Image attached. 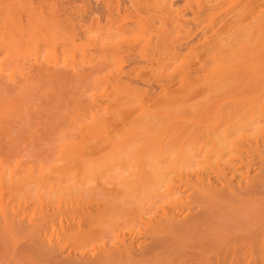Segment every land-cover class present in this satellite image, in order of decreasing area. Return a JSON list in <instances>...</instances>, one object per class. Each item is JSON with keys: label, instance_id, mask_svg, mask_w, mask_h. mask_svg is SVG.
<instances>
[{"label": "bare ground", "instance_id": "6f19581e", "mask_svg": "<svg viewBox=\"0 0 264 264\" xmlns=\"http://www.w3.org/2000/svg\"><path fill=\"white\" fill-rule=\"evenodd\" d=\"M15 1L17 2V0ZM15 1L14 3H16ZM159 1L161 3L162 0ZM165 1L166 0H163L162 4H164ZM210 1H214V4L212 2V6L211 2L208 1V3L206 0L204 1V3L207 2L209 8H205L206 10L204 13H200L202 14L201 17L195 11L196 16L194 17H197V19L194 17V20L191 19L194 24L191 20V22H189L186 17L184 18L176 9L177 12L174 11L176 7H171V1L167 0L163 5L166 15V17L163 15L164 18L171 20L169 25L172 27L177 26L176 28H178V30L176 29V34L178 32H180V34H177L176 40H179L178 42H176V40L173 41L170 37L168 41H166L167 39H163V41L167 43L161 41L164 43V45L162 44L163 52L161 53V68L163 69L158 73L156 72L162 81L161 92H157L159 95L151 97L149 95V97H147V93L145 94L144 91V93H140L142 90L140 91L138 89L140 91L138 93L135 91L137 88L135 90H133L134 88L131 90L127 89V84L125 91H123V89L126 86L123 88L120 87L121 85H118V87L114 86L116 87L115 91L119 87L122 90L120 91L119 89V91L116 92L121 93V95L119 94L120 98H110L112 95L114 96V94L111 93L108 99L109 102H106L107 105L105 103V107H103L104 104L101 105V112L100 110L97 112L94 110V113L89 111L92 114L88 113L90 114L89 119L87 118L89 122L87 125L85 124L87 127L83 126L86 130H84V128V131H81L84 132L82 140L72 142L73 139H71L72 141L68 139L71 134H65L66 136L64 135V137H66L68 141L63 140L61 143L57 141L60 144L57 147L54 145L55 148L58 149H56L57 151L55 150V155L50 153L52 155V160H50L48 164L38 163L39 159H41L39 158L36 163L41 165L36 172H34L33 169L36 165L35 162V165H31L33 166L32 168L28 167L29 169L27 171H25L26 169L23 170V167H21L22 165L19 166L22 162L13 164L15 160H11L9 164H7L8 162L5 163L8 161V155L13 149L12 147V149L10 148L11 150L8 149L12 141L9 145L8 142L12 137H6L8 141L5 139L1 141L3 145L7 143L5 145L6 147L3 146V148L4 150L6 148V152L9 154H7L8 158L5 155V159H0V264H264V0ZM9 2L12 1L10 0ZM26 2H28V0L21 2L23 3L22 5H24L22 7L25 8V5L28 6L30 4L27 3V5ZM18 4L19 3H17V6ZM148 4L150 3L148 2ZM40 5L42 4L40 3ZM138 5L140 4L138 3ZM12 6L10 5L11 8H13ZM76 6L79 7V5H75V7ZM149 6L150 5H148V7ZM28 7H30V5ZM5 8H7V6ZM15 8L16 7H14V10L12 9V13L16 11L15 15L13 14L12 17L16 16L18 13L16 9L19 8ZM156 9L158 8L156 7ZM1 10H3V8ZM28 10L26 7L25 13L26 11L28 13ZM30 10L32 11V9ZM116 10L117 9H115V11ZM120 10L122 9L120 8ZM9 12L8 14L10 16ZM82 12L83 11H81V13ZM32 13L34 12H31L29 15ZM50 13H52V11ZM151 13H153V11H151ZM155 13L157 12H154V14ZM179 13L183 20L186 19V22L190 23V26H187V24L185 25L186 22H181L183 26L181 25ZM44 14L45 11L43 15ZM47 14L44 16L47 17ZM67 15L68 14H66V17ZM138 15L140 14L138 13ZM7 16H5L6 19H8ZM48 17L54 19L55 15L54 17ZM149 17H151V15H149ZM5 18L2 17L4 20ZM68 18L71 19V17ZM12 19L13 18H11V20ZM48 19L45 20L47 24ZM73 19H75V17ZM118 19L120 20V17ZM161 19H163V17ZM34 20L35 19H33L32 22H34ZM71 20H67V23H71ZM106 20H108V22L110 21L109 19ZM135 20L137 19L135 18ZM160 20L158 22L156 21V25ZM92 21L94 22V20ZM132 22L135 21L132 19ZM161 22H164V19ZM172 22H175L176 25ZM4 24H6V22H4ZM7 24H9V22ZM14 24L12 25L13 30L15 29L13 27L16 26V24L15 26ZM74 24H76V22ZM103 24L102 27H104ZM138 25H135V27H138ZM6 26L7 25H5V27ZM44 26L43 30L47 32L49 29L46 30V27L44 29ZM83 26L81 27L83 28ZM25 27L29 29L28 26ZM50 27L51 30L48 32H54L52 26ZM97 27L94 28L97 29ZM143 27L144 26L141 27V30H143ZM158 27L156 28L158 29ZM20 28L21 26L18 28V32ZM192 28H194V31L199 30L196 32H200L201 34H198V38L190 44L186 43L187 46L184 51H181V47L179 48L178 46L184 43V41L182 43V40H185L184 36L190 35V33H186L192 32ZM7 29H11V27L8 26L4 32L7 31ZM21 29L23 31L24 28ZM25 29L23 32L26 31ZM122 29L124 30L126 28L123 27ZM161 29L162 27L158 30ZM168 29L166 28V30ZM170 29L168 32L173 30ZM54 30H56V27ZM84 30L86 31L87 29ZM162 30H164V28ZM166 30H164V32H166ZM185 30L186 32H184ZM102 31L103 30L100 32L103 33ZM106 31L108 33L109 30ZM131 31L134 32V30ZM139 31H137L138 34H140ZM181 31L185 34H182ZM9 32L11 33V31ZM30 32L32 33L31 29ZM89 32H87L88 39L90 37L89 34L95 31ZM129 32L126 31V33ZM133 32L132 34H135ZM157 32L158 31H156V33ZM27 33L29 34V32ZM116 33H118V31ZM38 34L36 32V35ZM46 34L48 35V33ZM46 34L44 37H47ZM103 34L106 35V33ZM141 34H143V32ZM39 35H42V33ZM86 35L85 33V36ZM98 35L99 34L96 36ZM120 35L119 37H115L116 41L122 37V35L121 37ZM126 35L130 36L131 34ZM182 35L183 37H181ZM32 36H34V38ZM32 36L31 39L29 37L25 42L33 43L34 41L32 38H38L35 36V33H32ZM58 36L59 35H57V37ZM157 36L159 37V35ZM174 36L175 34L173 33V38ZM5 37L9 39L11 36ZM41 37L38 39L40 40ZM117 37L118 39H116ZM11 38L8 41H11ZM51 38L52 37L48 40L50 41ZM181 38L183 39L181 40ZM88 39L86 40L89 41ZM98 39H93L91 47L94 45L101 49H106V51L104 50V54L107 57L109 55H115L118 52L116 49L118 46L117 44L115 46L116 42H114V38L112 41L109 37L111 40L110 42H114V45L110 43L109 46V41L108 43L106 40V43L103 41V43H99ZM134 39L136 38L134 37ZM16 40L18 41L17 38ZM48 40L46 41L49 42ZM120 40L122 41V39ZM52 41L53 39L50 42L52 43ZM58 41L61 40L58 38ZM65 42L67 43V41ZM15 43L16 41H14V43L11 41L9 44L11 45V49ZM35 43H33L35 46L32 44L31 48L34 49L36 47ZM123 43L126 44L124 41ZM17 44H19L20 47L24 45V43L20 45L19 42H17ZM17 44H15V48L13 47L14 49H12V51L16 50L15 53L13 52V55H19L21 53L20 51H22L19 50V46V48L16 49ZM40 44L42 45V42H40ZM43 44L45 45L46 43ZM186 44L184 43L182 45V49ZM9 45L8 48H10ZM50 45L52 46V44ZM1 46L2 45H0V47ZM48 46L49 45L45 47ZM120 46H122V44ZM128 46L129 45H127V47ZM131 46L133 45L131 44ZM147 46L150 47V45ZM28 47L30 46L27 44V48L23 50L26 51L27 49L28 51ZM67 47H69V45ZM39 48L43 49L44 47L41 48L38 46V49ZM49 48L46 50H49ZM0 49L2 52V49L5 48ZM11 49L9 50L11 58L6 49V53L4 54H8V56H0V86H10L11 91L14 89L16 91L14 93L16 94L14 95L15 98L10 96V100L6 98L9 95H5L6 97L4 98L2 96L3 99L0 102V122L2 120L5 122L6 120L12 121V119H15L16 117L13 118V116L17 113V110H20L18 109L20 106L19 103L23 100L24 103L25 101L28 103L34 100L32 98V100L29 99L30 101H27V95L29 92L31 93V90L29 91V88L23 85L24 81L33 78L35 73V75L50 73V75L53 74L52 76L54 77L57 73V69L60 70L61 67H63L62 64L60 67H57L60 64L59 62V64L57 63L58 58L54 55L56 60H53L54 57L52 59L53 55H51L53 53H49L46 50H44L43 53L46 52L50 55L48 54L47 56L45 54L44 56L41 52L43 60H40L41 55H38V53L37 55L39 57L37 56L35 58V56H31L34 60L30 61H28V59L31 58L29 56L31 53L28 51L26 54L25 51H22L26 54V56L23 55L22 57L25 56L24 60H27L22 62L20 61V56V59H18V56H16L17 58L15 57L16 59L13 57ZM52 49L54 50V47ZM69 49L71 48L69 47ZM17 50H19V54H16L18 53ZM35 50H33V52ZM160 50L162 51V49H159V51ZM74 52L76 53V51ZM79 52L81 53L82 51ZM89 52H87L88 55L90 54ZM62 53L63 59H65L64 52L62 51ZM67 53L69 52L67 51ZM126 53H128V50ZM133 53L135 52L133 51ZM138 53H140V51H138L137 54ZM32 55H34V53H32ZM71 55L73 56V54ZM150 55L148 56L150 57ZM49 56L51 57L50 59L48 58ZM56 56L58 55L56 54ZM77 57H79V55ZM112 57L113 56L109 59L114 61L113 59L115 58ZM89 58L91 59L92 57L89 56ZM94 60L95 59H93L92 62L93 64L98 62L97 60L94 62ZM112 61L111 63L113 65L116 60L114 62ZM98 63H100V61ZM111 63L109 62L108 64ZM145 63L142 64L145 65ZM197 64L199 65L198 67L195 66ZM72 66L73 65L70 66V69L73 71L74 67L72 68ZM79 66L81 65L79 64ZM117 66L119 68V62ZM137 66L133 68L135 69ZM139 66L141 65L139 64ZM143 67L142 70H144ZM110 68L113 69L114 66ZM116 68L117 67H115V69ZM137 69L140 70V67ZM110 72H112L111 69ZM116 72V77H119L118 73L120 72L118 69ZM107 76L110 77L109 74ZM36 77H34L35 80H37ZM114 77L112 76V78ZM47 79L49 78L45 80ZM76 79L78 80V78ZM115 81L119 80L115 78ZM42 82H44V80L41 81V83ZM50 82L51 79L49 83ZM64 83L65 82H63V85ZM115 83L117 84V82ZM44 85L45 87L47 86L46 84ZM96 86L99 85L96 84ZM100 86L103 87L104 85ZM157 89L159 90V88ZM65 91H67V89ZM102 91L103 90L99 92L104 93ZM33 92L34 91H32V93ZM40 92L36 93H39V97L41 98ZM99 92H97L96 95H98ZM157 93L155 90V94ZM105 94L106 95L101 94L104 95L103 98L105 96L107 98L108 93H106V91ZM96 95H92V97L95 99ZM40 98L39 100L43 101V99ZM49 98L50 97H48V99ZM5 99H8V101ZM90 99L91 98H89V100ZM35 100L37 102V99ZM102 101L104 100H101V102ZM89 102L91 103V101ZM33 103L35 104V102ZM40 103L42 105L41 101ZM79 103L81 102L78 101V104ZM99 104L102 103H98V105ZM28 105L27 107L24 105L26 109ZM38 105L34 107H40V110L45 106L42 105L41 108V105ZM21 106H23V103ZM29 108L33 110L32 107ZM50 108L47 106L46 109L50 110ZM89 108L91 107H88L87 110H89ZM97 108L99 107L97 106ZM23 110L22 108V111ZM64 110L67 109L65 108ZM85 110L80 109L81 112ZM76 112H78L77 108ZM87 112L88 111H86V116ZM46 114L49 113L46 112ZM36 115L39 117V114ZM59 117L61 118V116ZM82 120L83 122L88 121ZM3 121L0 125L2 123L5 124ZM50 121L51 119L49 120V124ZM60 121L61 120H59V122ZM74 122H81V120H75ZM11 123L12 122L9 124ZM65 123H67V121ZM76 124L78 126V123ZM2 125L0 128L2 127L4 129L6 127L5 132L2 130V132H4L3 135H5V133L8 135L7 126ZM53 126L55 127L54 124ZM63 127L62 130L65 129H63ZM77 128H79V126ZM70 130H72V128ZM79 131L80 129H78V132ZM57 133L60 137L59 134L61 132L58 131ZM12 139L14 140V138ZM12 143H14L13 145L17 148V142L13 141ZM13 150H15V148ZM42 152L40 154H42ZM19 167L24 172H20L21 169H19Z\"/></svg>", "mask_w": 264, "mask_h": 264}, {"label": "rangeland", "instance_id": "374dc122", "mask_svg": "<svg viewBox=\"0 0 264 264\" xmlns=\"http://www.w3.org/2000/svg\"><path fill=\"white\" fill-rule=\"evenodd\" d=\"M5 1V2H4ZM10 0H0V38H1V43H0V45H2L0 48H5L6 50H8V54H9V50L11 49V45H9L10 43H11V41H13V43H14V41H16V43L15 44H17V42H19L20 43V45L21 44H23L24 43V45H22V47H20L19 46V44H17L16 45V49L17 48H19V50H22V51H25V50H23V49H25V48H27V44H28V46H30V47H28L29 49H28V51H29V53H31L29 56L31 57V56H35V58L38 56V55H41V52H42V54H44V56H45V54L48 56V54L49 53H53V54H51V55H53L52 56V59H53V57H54V55H55V57H57L58 59H57V63L59 64L57 67H60L61 66V64L63 65V67H61V69L59 70V69H57V73H56V75H54V77L52 76V75H50V73L49 74H41V75H35L34 74V76H33V78L34 77H36L37 78V80H35V78H34V81H33V78H31L30 80H26V81H24L23 82V85H25L27 88H29V91L31 90V93L29 92V94L27 95V101H30V100H32V98L35 100V99H37V102H36V100L34 101V100H32L33 102H35V104L32 102V101H30V102H26L25 101V103L22 101V102H20L19 104H20V106H19V108L18 109H20V110H17V113L13 116V118H15V119H12V121L10 120H6V121H8L9 123L10 122H12L11 124H9L8 122H4L3 120V122L5 123V124H3V125H5V126H7V133H8V135H6V133H5V135H3L4 134V132L6 131V127L3 129L2 127V129L0 128V131L2 132V130L4 131V132H0V159H5V155H6V157H7V154H9V153H7L6 152V148H5V150H4V148H3V146L4 147H6L5 145L7 144L5 141V143L6 144H4L3 145V142H2V144H1V141H3L4 139L5 140H7L8 141V138L11 136L12 138H14V140L11 138V140L8 142V145H9V143L12 141H15V142H17V148L13 145L14 143H12L11 142V144L9 145V148H8V146H7V148L8 149H10L11 147L14 149L15 148V150H13L12 148V152L8 155L9 156V158L7 159L8 161H6L5 162V160H4V162L5 163H7V164H9V161H11V160H15L14 162H13V164L14 163H20V162H22L21 164H19V166H21V167H23V170L24 169H26L25 171H27L29 168L28 167H30V168H32L35 164V166L33 167V169H34V172H36L37 171V169L39 168V166L41 165V164H48L49 162H50V160H52V155H55V153H56V149H58V148H55V146L57 147L60 143H61V141H68V139L69 140H71V139H73V141L72 142H78V141H81L82 140V138H83V133L84 132H81V131H84V130H86V128L85 127H83V126H86L87 124H88V122H89V115L90 114H92V113H94V110H96L95 112H97L98 110H102V106L101 105H103L104 103L107 105V103L109 102L108 101V99H109V97L111 96V93H113L114 94V96L112 95L110 98H112L113 97V99H114V97H115V99H117V98H120V95H121V93H116L117 91H119V89H120V87H125L126 86V84H127V86H128V88H127V86L123 89V91H125L126 90V88L127 89H129V90H131V89H133V90H135L136 88V90L135 91H137L138 93L140 92V93H144L145 92V94L147 93V97H149V95H150V97L151 96H154V95H159V93L161 92V85H162V81L160 80V77H158L159 75H157V73L158 72H160L163 68H161L162 67V57H161V53L163 52V45H164V43H162L161 41H163V39L165 40V39H167L166 41H168L169 39V37L174 41V40H176L177 39V34L179 33L180 34V32H178L177 34H176V32H177V30H178V28H176L175 26L174 27H172L171 25H169L170 24V22H171V20H169V19H165L164 18V16L163 15H165V10L163 9L164 7H163V5L165 4V2L167 1H165L164 2V4H162V1H161V3H160V1L159 0H48V2H47V0H28V2H26V4L28 3H30L29 5H30V7H28V6H26L25 5V8L24 7H22V6H24V5H22L23 3H21V2H24L25 0H17V2L16 3H14V1L13 0H11L12 2H9ZM27 1V0H26ZM30 1V2H29ZM90 1H91V4H90ZM123 1V2H122ZM136 3H135V2ZM150 1H152V2H150ZM157 1H159V2H157ZM169 1H171L170 2V4H171V7L172 8H174V7H176V8H174V11H179L182 15H183V17L185 18L186 17V19H188L189 20V22H191L192 20L191 19H193V17L194 16H196V12H197V14H199V16L201 17L202 16V14H200V13H204V11L207 9V8H209V5L207 4V2L209 1V2H211V6L214 4V1H210V0H206L207 2H205L204 3V1L205 0H169ZM184 1H186V2H184ZM203 1V2H202ZM143 2V3H142ZM148 2L150 3V4H148ZM195 4H194V3ZM200 2V3H199ZM208 2V3H209ZM212 2H213V4H212ZM8 3H9V5H8ZM14 3V4H13ZM17 3H19L18 4V6H17ZM40 3L42 4V5H40ZM134 3V4H133ZM138 3L142 6V5H144V6H140V5H138ZM157 3V4H156ZM168 3V2H167ZM182 3V4H181ZM186 3V4H185ZM191 3V4H190ZM5 4H6V6H7V8H5L6 6H5ZM25 4V3H24ZM131 6H130V5ZM133 4V5H132ZM152 4V5H151ZM156 4V5H155ZM162 4V5H161ZM173 4V5H172ZM203 4V5H202ZM207 4V5H206ZM10 5L13 7V8H11L10 7ZM15 5V6H14ZM49 7H48V6ZM75 5H79V7L78 6H76L75 7ZM81 5V6H80ZM117 5H118V7H117ZM137 5V6H136ZM148 5H150L149 7H148ZM161 5V6H160ZM181 5V6H180ZM191 5V6H190ZM10 7V9H9V7ZM50 6H51V9H50ZM72 6H73V9H72ZM116 6V7H115ZM138 6H140V7H138ZM207 6V7H206ZM14 7H16V8H19V9H16L17 10V15L16 16H14L15 17V19H14V17H12V15L14 14L15 15V12L16 11H13L14 13H12V9L14 10ZM22 7V8H21ZM26 7H27V10H28V13H27V11H26V13H25V10H26ZM75 7V8H74ZM122 9V10H120V8ZM130 7H131V9H130ZM134 7V8H133ZM145 7V8H144ZM146 7H147V9H146ZM156 7L158 8V9H156ZM161 7V8H160ZM179 7V8H178ZM3 8V10H1ZM21 8V9H20ZM45 8H46V10H45ZM48 8H49V10H48ZM53 8V9H52ZM55 8V9H54ZM71 8V9H70ZM136 8V9H135ZM183 8V9H182ZM188 8V9H187ZM196 8V9H195ZM206 8V9H205ZM7 9V10H6ZM23 9H24V12H23ZM30 9H32V11L30 10ZM84 9V10H83ZM115 9H117L116 11H115ZM124 9V10H123ZM146 9V10H145ZM150 9V10H149ZM153 9H156V10H153ZM176 9V10H175ZM182 9V10H181ZM186 9V10H185ZM191 9V10H190ZM201 9H203V10H201ZM19 10V11H18ZM22 10V11H21ZM69 10H70V12H69ZM78 10V11H77ZM86 10V11H85ZM127 10H129V11H127ZM148 10V11H147ZM184 10H185V12H184ZM193 10V11H192ZM4 11V12H3ZM7 12V14H6V12ZM9 11H11V12H9ZM44 13V11H45V14L44 15H46L47 13V17H45L44 15H43V13ZM52 11V13H50ZM80 11V12H79ZM81 11H83L84 12V14H83V12L81 13ZM127 11V12H126ZM132 11V12H131ZM146 11V12H145ZM151 11H153V13H151ZM161 11H163V12H161ZM176 11V12H177ZM196 11V12H195ZM3 12V13H2ZM8 12L10 13V16H9V14H8ZM31 12H34V13H32L31 15H29ZM116 14H115V13ZM137 12V13H136ZM154 12H157V13H155L154 14ZM162 14H161V13ZM194 12V13H193ZM4 13H5V15H4ZM49 13H50V15H49ZM81 13V14H80ZM109 13V14H108ZM112 13V14H111ZM138 13L140 14V15H138ZM149 13V14H148ZM179 13V14H180ZM187 13V14H186ZM51 14H52V16H51ZM66 14H68L67 15V17H66ZM70 14V15H69ZM78 14V15H77ZM124 14V15H123ZM135 14H136V16H135ZM148 14V15H147ZM158 14V15H157ZM181 14H180V17H181ZM193 14V15H192ZM8 15V16H7ZM54 15H55V17H54ZM77 15V16H76ZM82 15V16H81ZM115 15V16H114ZM147 15V16H146ZM149 15H151V17L153 18H151V17H149ZM155 15V16H154ZM157 15V16H156ZM185 15V16H184ZM191 15H192V17H191ZM5 16H7V18L8 19H6L5 18ZM32 16V17H31ZM36 16V17H35ZM43 16H44V18H46V19H44L43 18ZM48 16H50V17H54V19L52 18V19H50ZM121 16H122V18H121ZM139 16V17H138ZM141 16V17H140ZM154 16V17H153ZM163 17V19H164V22H161V21H163V19H161L162 17ZM198 16V15H197ZM2 17L3 18H5V20L4 19H2ZM17 17V18H16ZM40 17V18H39ZM68 17H71V19H73L74 17H75V19H73V20H71L70 18H68ZM81 17V18H80ZM109 17V18H108ZM115 17V18H114ZM120 17V20L118 19ZM129 17V18H128ZM144 17H146V18H144ZM165 17H166V15H165ZM11 18H13L12 20H11ZM30 18V19H29ZM31 18H33V19H35L34 20V22H32L33 21V19H31ZM37 18V19H36ZM49 18V19H48ZM77 18H78V20H77ZM113 18H114V20H113ZM135 18L137 19V20H135ZM142 20V18H143V20L141 21L140 19ZM150 18V19H149ZM158 18V19H157ZM194 18H196L197 19V17H194ZM1 19H2V21H1ZM11 21H10V20ZM39 19V20H38ZM48 19V24H47V22L45 21V20H47ZM64 19V20H63ZM106 19H109L110 21L108 22V20H106ZM115 19H118V20H115ZM132 19L136 22H132ZM161 19V20H160ZM186 19H182V17L179 19L180 20V23L181 22H186ZM195 19V20H196ZM16 20V21H15ZM17 20H18V22H17ZM50 20V21H49ZM67 20L69 21V20H71V23L70 22H68L67 23ZM75 20V21H74ZM90 20H91V22H90ZM92 20H94V22L92 21ZM106 21V23H105V21ZM125 20V21H124ZM160 20V22L156 25V23L158 22ZM179 20H178V22H179ZM187 20V21H188ZM191 20V21H190ZM194 20V19H193ZM198 20H199V18H198ZM35 21H36V24H35ZM44 21V22H43ZM78 21V22H77ZM147 21V22H146ZM157 21V22H156ZM2 22H3V25H2ZM4 22H6V24H4ZM9 22V24H7ZM16 24V22H17V24H16V26H15V24ZM43 23V24H40V23ZM49 22H51V23H49ZM76 22V24H74ZM117 22H119V23H117ZM128 22V23H127ZM130 22V23H129ZM145 22V23H144ZM189 22H186L185 23V25L187 24V26H190V23ZM30 23V24H29ZM35 24V27H34V24ZM44 23H45V26H44ZM65 23V24H64ZM77 23H78V26H77ZM89 23V24H88ZM92 23V24H91ZM104 23V24H103ZM110 25H109V24ZM115 23V24H114ZM121 23V24H120ZM139 25H138V24ZM141 23V24H140ZM142 23H144V24H142ZM149 23V24H148ZM162 23V24H161ZM167 23V24H166ZM172 23H174L175 25H176V23L175 22H172ZM171 23V24H172ZM192 23L194 24V22L192 21ZM14 24V26L15 27H13V28H15L14 30L12 29V25ZM29 24V25H28ZM38 24V25H37ZM40 24V25H39ZM68 24V25H67ZM70 24H72V25H70ZM87 24V25H86ZM97 24V25H96ZM102 24H103V26L104 27H102ZM105 24H107V25H105ZM117 24H120V25H117ZM125 24V25H124ZM131 24V25H130ZM138 25V27L136 26L135 27V25ZM159 24H160V26H159ZM164 24H166L165 26H162V25H164ZM179 24V23H178ZM5 25H7L6 27H5ZM31 25V26H30ZM33 25V26H32ZM49 25V26H48ZM54 25V26H53ZM79 25H80V27H79ZM83 25H85V26H83ZM92 25H95V26H92ZM99 25H100V27H99ZM115 25H117V26H115ZM129 25V26H128ZM146 25V26H145ZM149 25V26H148ZM173 25V24H172ZM180 25V24H179ZM181 25L183 26V24L181 23ZM180 25V26H181ZM11 27V29H7V31H5L4 32V30H6V28L7 27ZM21 26V28H26L25 30L27 31V32H29V34L25 31V32H23L24 31V29H23V31H22V29L20 28V30H19V32H18V28ZM25 26H28V28L29 29H27V27H25ZM30 26V27H29ZM36 26H37V28H36ZM39 26H41V27H39ZM43 26H44V29H45V27H46V30L47 29H49L48 31H50L51 29V27L50 26H52V30L54 31V32H45V30H43ZM48 26V27H47ZM81 26H83V28L81 27ZM91 26V27H90ZM98 26V27H97ZM112 26H114V27H112ZM129 27V28H127V27ZM142 26H144L143 27V30H141L142 28L141 27ZM153 26V27H152ZM159 26V27H158ZM5 27V28H4ZM32 27V28H31ZM53 27H54V29H55V27H56V30H54L53 29ZM62 27V28H61ZM70 27V28H69ZM79 27V28H78ZM97 27V29H95V28ZM112 28V30H111V28ZM116 27V28H115ZM118 27V28H117ZM126 28V29H122V28ZM132 27V28H131ZM156 27H158V29H160V27H162V29L164 28V30H166V28L168 29V27H169V29L170 30H172V31H170V32H168V30H166V32H164V30H162V32H161V30H158ZM191 27H192V25H191ZM4 28V29H3ZM17 28V29H16ZM41 28V29H40ZM71 28H73V29H71ZM75 28V29H74ZM91 28V29H90ZM102 28H107L106 30H109L108 31V33H107V31L105 30V29H102ZM115 28V29H114ZM136 28H138V29H136ZM145 28V29H144ZM150 28V29H149ZM180 28V27H179ZM186 28H188V27H186ZM194 28H195V26H194ZM194 28H192V32H187L186 34H188V33H190V35L188 34V35H185L184 36V39L185 40H182L183 38H181V40H182V43H183V41H184V43L186 44V43H191V42H193L194 40H196L197 38H198V34H201L200 32H196V31H199V30H196V31H194L193 29ZM30 29H31V31H32V33L34 34L35 33V36H37L38 38L39 37H41L40 38V40L41 39H44V38H46V39H44V40H42V41H40L38 38H36V39H33L34 38V36H32V33L30 32ZM37 29V30H36ZM61 29V30H60ZM84 29H87L86 31L87 32H89L90 30L91 31H95V32H89L90 34H89V39H88V33L84 30ZM90 29V30H89ZM99 29V30H98ZM116 29H117V31H118V33H116L117 31H116ZM136 29V30H135ZM151 29H152V31H151ZM177 29V30H176ZM11 31V33L9 32V31ZM34 30H35V32H34ZM62 30H63V32L65 33H63L62 32ZM64 30H66V31H64ZM89 30V31H88ZM98 30V31H97ZM101 30H103L102 32L103 33H106V35L105 34H103V33H101L100 31ZM114 30V31H113ZM131 30H134V32L133 31H131ZM140 30V31H139ZM158 31L157 33H156V31ZM176 30V31H175ZM187 30V29H186ZM186 30L184 31V32H186ZM190 30H191V28H190ZM14 31V32H13ZM43 31V32H42ZM57 31H58V33H60V34H58L57 33ZM97 31V32H96ZM126 31L127 32H129V33H126ZM137 31H139V33L141 34L142 32H143V34H138V32ZM151 33H150V32ZM154 31H155V33H154ZM174 31V32H173ZM188 31V30H187ZM7 32V33H6ZM23 32V33H22ZM36 32H37V34H38V32H39V34H41L42 33V35H36ZM70 32V33H69ZM120 32V33H119ZM132 32L133 33H135V34H132ZM172 32V33H171ZM182 32V31H181ZM184 32H182V34H185ZM12 33H13V35H12ZM21 33V34H20ZM26 33V34H25ZM43 33H48V35H47V37H44V35L45 34H43ZM50 33H51V35H50ZM53 33H55V34H53ZM85 33L87 34L86 36H85ZM161 33V34H160ZM163 33V34H162ZM173 33L175 34V36H174V38H173ZM191 33H193V34H191ZM6 34V35H5ZM59 35L58 37H57V35ZM63 34H64V36H63ZM70 34V35H69ZM97 34H99L98 36H96ZM102 34V35H101ZM109 34H111V35H109V37H110V39L113 41V38H114V40H115V37L116 36H118L119 37V35L121 34L122 35V37H124V38H122L121 37V35H120V39H122V41L120 40V39H118V37L116 38V39H118L117 41L115 40L114 42H116L115 43V46H116V44H117V46L118 47H116V49L118 50V52L115 54V55H111V56H113L112 58H115V59H113L114 61H115V63H113V65H112V63H111V61H112V59H109L110 57L108 56H105V51H106V49H101V48H99V47H96V46H92L91 47V45H92V43H93V39H98V42L99 43H101L102 41L104 42V43H106V41H107V43H108V41H109V44H108V46L110 45V43H112L113 45H114V42H110L111 40L109 39V37H108V35ZM126 34H131L129 37L126 35ZM146 34V35H145ZM148 34H150V35H148ZM153 34V35H152ZM156 34V35H155ZM172 34V35H171ZM25 35V36H24ZM26 35H27V37H26ZM49 35H50V37H52L51 39H50V41L53 39V41H52V43L48 40L50 37H49ZM67 35V36H66ZM115 35V36H114ZM132 35H133V37H132ZM140 35V36H139ZM157 35H159V37L157 36ZM195 35H196V37H195ZM5 36H7V37H10L11 38V41H8V40H10V38L9 39H7ZM20 36V37H19ZM31 36L33 37L32 38V40L34 41L33 43H35L36 44V50H35V48L33 49V48H31L32 47V42H29V43H27V42H25L26 41V39L28 40L29 39V37H30V39H31ZM100 36V37H99ZM103 36V37H102ZM106 36V37H105ZM187 36V37H186ZM15 37V38H14ZM67 37H69V38H67ZM108 37V38H107ZM134 37L136 38V39H134ZM141 37V38H140ZM158 39H157V38ZM181 37H183V35L181 36ZM191 37V38H190ZM194 37V38H193ZM16 38L18 39V41L16 40ZM57 38V39H56ZM58 38L61 40V41H58ZM91 38V39H90ZM93 38V39H92ZM102 38V39H101ZM106 38V39H105ZM130 38V39H129ZM179 38V37H178ZM188 38H190V39H188ZM7 39V40H6ZM13 39H15V40H13ZM21 39V40H20ZM55 39V40H54ZM64 39H67V40H64ZM70 39H71V43H70ZM86 39H88L89 41H87ZM104 39V40H103ZM141 39H144V40H141ZM147 39H151V40H147ZM152 39H153V41H152ZM157 39V40H156ZM160 39V40H159ZM188 39V40H187ZM23 40V41H22ZM32 40H30V41H32ZM36 40V41H35ZM46 40H48L49 42H47ZM57 40V41H56ZM68 40H69V42H68ZM73 40V41H72ZM84 40V41H83ZM106 40V41H105ZM128 40V41H127ZM133 40V41H132ZM136 40H137V42H136ZM155 40V41H154ZM180 40V41H181ZM187 40V41H186ZM190 40V41H189ZM8 41V42H7ZM21 41H22V43H21ZM46 41V42H45ZM65 41H67V43L65 42ZM123 41L127 44V45H129L128 47H127V45L126 44H124L123 43ZM145 41H147V42H145ZM166 41H163V42H166ZM173 41H172V43H173ZM179 41V40H178ZM177 40H176V42H178ZM186 41V42H185ZM10 42V43H9ZM40 42H42V45L40 44ZM61 42V43H60ZM73 42V43H72ZM83 42V43H82ZM102 42V43H103ZM120 42H121V44H122V46H120L121 44H120ZM128 42V43H127ZM130 42H132V43H130ZM158 44H157V43ZM27 43V44H26ZM30 43H32V44H30ZM43 43H46L45 45L43 44ZM49 43V44H48ZM55 43H56V45H55ZM76 43V44H75ZM91 43V44H90ZM120 45H119V44ZM135 45H134V44ZM149 43V44H148ZM167 43V42H166ZM181 43V44H182ZM183 43V44H184ZM15 44H14V46H15ZM50 44H52V46L50 45ZM53 44H54V46H53ZM74 44V45H73ZM85 44V45H84ZM131 44L133 45V46H131ZM136 44H138V45H136ZM145 44V45H144ZM153 44H155V45H153ZM163 44V45H162ZM174 44H175V42H174ZM182 44V45H183ZM4 45V46H3ZM8 45H9V47L10 48H8ZM26 45V46H25ZM34 45V44H33ZM47 45H49L48 47H45V46H47ZM65 45H66V47H65ZM69 45V47L71 48V49H69V47H67ZM71 45V46H70ZM73 45V46H72ZM141 45V46H140ZM147 45H150V47L149 46H147ZM179 45V44H178ZM177 45V46H178ZM182 45L180 46H178L179 48H180V50L181 51H184V49H185V47L187 46V44L186 45H184V48L182 49ZM14 46H12V49H14L15 47ZM19 46V47H18ZM35 46V45H34ZM38 46H40L41 48L42 47H44L43 49H38ZM64 46V47H63ZM126 46V47H125ZM135 46H136V48H135ZM141 47V48H139V47ZM145 46H146V48H145ZM152 46H154V47H152ZM156 46H158V47H156ZM14 47V48H13ZM50 47V48H49ZM54 47V50L52 49V48ZM77 47V48H76ZM86 47V48H85ZM94 47V48H93ZM49 48V50H46V49H48ZM60 50H59V49ZM79 48V49H78ZM120 48V49H119ZM132 48V49H131ZM148 48V49H147ZM155 48V49H154ZM162 49V51L160 50L159 51V49ZM5 49H2V52H1V49H0V56H2V57H7L8 56V54L7 55H5L4 53H6V51H5ZM12 49H11V51H12ZM30 49H31V51H30ZM58 49V50H57ZM61 49H63V50H61ZM66 49V50H65ZM84 49V50H83ZM85 49H87V50H85ZM99 49H100V51H99ZM128 50V53H126L127 52V50ZM141 49H142V51H141ZM158 49V50H157ZM3 50H4V52H3ZM19 50H17L18 51V53H16V54H19L20 52L22 53H20L19 55H13L14 53H15V51L13 50L11 53H12V55H13V57L15 58L16 56H18V59H20L19 58V56L21 57V59H20V61H22V62H25V61H27L26 59L24 60V57L26 56V54L28 53V51H27V49H26V54H24L22 51H20L19 52ZM33 50H35L34 52H33ZM44 50H46V51H48L49 53H43L44 52ZM50 50H52V51H50ZM55 50H56V52H55ZM89 50H90V52H89ZM103 50V51H102ZM105 50V51H104ZM120 50V51H119ZM137 50V51H136ZM158 52H157V51ZM37 51H39V52H37ZM60 51H61V53H60ZM62 51L64 52V58L66 59H63V53H62ZM67 51L69 52V53H67ZM74 51H76V53L74 52ZM78 51V52H77ZM79 51H82L81 53L79 52ZM84 51V52H83ZM96 53H95V52ZM130 51V52H129ZM132 51V52H131ZM133 51L135 52V53H133ZM138 51H140V53H138L137 54V52ZM144 51V52H143ZM149 51V52H148ZM151 51V52H150ZM155 51V52H154ZM14 52V53H13ZM87 52H89L90 54L88 55L87 54ZM98 52V53H97ZM123 52V53H122ZM153 52V53H152ZM32 53H34V55H32ZM39 53V54H38ZM66 53V54H65ZM73 54V56L71 55V54ZM93 53V54H92ZM101 53H102V55H101ZM107 53V52H106ZM126 53V54H125ZM143 53V54H142ZM158 53H159V55H158ZM1 54H3V55H1ZM38 54V55H37ZM56 54L58 55V56H56ZM79 55V57H77L78 55ZM104 54V55H103ZM118 54H120V55H118ZM123 54H124V56H123ZM128 54V55H127ZM151 54V55H150ZM154 54V55H153ZM5 55V56H4ZM10 55V54H9ZM23 55H25L24 57H22ZM50 55V54H49ZM60 55H62V56H60ZM67 57H66V56ZM76 55V56H75ZM86 55V56H85ZM91 55H93V56H91ZM95 55H97V56H95ZM135 55H137V56H135ZM141 57H139V56ZM147 55V56H146ZM148 55H150V57L148 56ZM157 55V56H156ZM72 58H71V57ZM89 56L90 57H92L91 59L89 58ZM100 56H102V57H100ZM120 56V57H119ZM127 56V57H126ZM153 56V57H152ZM10 58H11V55L9 56ZM33 57H31V58H29L28 59V61H30V60H34L33 59ZM39 57V56H38ZM54 57V59L53 60H56V58ZM69 57V58H68ZM77 57V58H76ZM83 59H82V58ZM104 57H106V58H104ZM117 57V58H116ZM129 57V58H128ZM143 57V58H142ZM145 57V58H144ZM17 58V57H16ZM15 58V59H16ZM27 58H28V56H27ZM49 59L51 58L50 56L48 57ZM81 58V59H80ZM87 58V59H86ZM89 58V59H88ZM99 58V59H98ZM101 58V59H100ZM152 60H151V59ZM156 60H155V59ZM160 58V59H159ZM51 59V60H52ZM74 59V60H73ZM79 59V60H78ZM93 59H95L94 60V62L97 60L98 62L100 61V63H98V62H95V64H93L92 62H93ZM108 59H109V61H108ZM143 59V60H142ZM148 59V60H147ZM155 61H154V60ZM40 60H43V55H41V59ZM82 60V61H81ZM103 60V61H102ZM106 62H105V61ZM139 60V61H138ZM68 61V62H67ZM74 61V62H73ZM77 61H79V62H77ZM114 61H112V62H114ZM126 61V62H125ZM142 61V62H141ZM144 61V62H143ZM147 61V62H146ZM153 61V62H152ZM158 61V62H157ZM101 62H103V63H101ZM111 63V64H108V63ZM119 62V68H118V66H117V63ZM146 62V63H145ZM150 62V63H149ZM76 63V64H75ZM82 63V64H81ZM98 63V64H97ZM105 63V64H104ZM123 63H125V64H123ZM142 63H145V65L144 64H142ZM79 64L81 65V66H79ZM104 64V65H103ZM114 64H116V65H114ZM137 64H138V66H139V64L141 65V66H139L140 67V70L139 69H137V68H139L138 66H137ZM148 64V65H147ZM71 65H73L72 66V68H73V71H72V69H70L71 67ZM133 65V66H132ZM149 65H150V67H149ZM155 65V66H154ZM114 66V68L113 69H115V67H117L115 70H113L112 68H110V67H113ZM135 66H137L135 69L133 68V67H135ZM144 66V67H143ZM157 66V67H156ZM196 67H198L199 65L197 64V65H195ZM194 66V67H195ZM65 67H66V69H65ZM81 67V68H80ZM96 67V68H95ZM120 67H121V69H120ZM142 67H143V69L144 70H142ZM147 67V68H146ZM156 67V68H155ZM63 68V69H62ZM92 69V70H91ZM95 69V70H94ZM104 69V70H103ZM110 69H111V71L112 72H110ZM118 69V71L120 72V73H118L119 75V77H116V75L117 74H115V73H117L116 72V70ZM124 69V70H123ZM131 69H133V70H131ZM150 69V70H149ZM62 70V71H61ZM79 70V71H78ZM105 70H108V71H105ZM135 70V71H134ZM146 70V71H145ZM152 70V71H151ZM155 70V71H154ZM198 70V69H197ZM134 71V72H133ZM149 71H151V72H149ZM67 72V73H66ZM73 72V73H72ZM105 74H103V73ZM109 72V73H108ZM157 72V73H156ZM65 73V74H64ZM69 73V74H68ZM111 73H112V76L114 77V75H115V77L114 78H112V76H111ZM138 73V74H137ZM150 73V74H149ZM58 74H59V76H58ZM61 74H62V76L63 75H65V76H61ZM71 74V75H70ZM96 74V75H95ZM102 75V76H100V75ZM110 75V77H108L107 75ZM154 76H153V75ZM161 74V73H160ZM44 75V76H43ZM48 75H49V77H48ZM73 75V76H72ZM77 75V76H76ZM150 75V76H149ZM156 75V76H155ZM193 75H194V73H193ZM38 76H41V77H38ZM47 76V77H46ZM53 77V78H51V77ZM86 76H88V77H86ZM153 76V77H152ZM161 76V75H160ZM82 79H81V78ZM91 77H93V78H91ZM101 77V78H100ZM104 79H103V78ZM106 77H107V79H106ZM122 77V78H121ZM124 77V78H123ZM46 78H49V79H47V80H45ZM71 78V79H70ZM76 78H78V82L75 80ZM97 78H98V81H97ZM115 78L117 79V80H119V81H115ZM119 78V79H118ZM155 78V79H154ZM157 78V79H156ZM161 78H163V77H161ZM50 79H51V82L49 83V81H50ZM53 79H54V81H53ZM62 79V80H61ZM89 79H93L92 81L91 80H89ZM101 79V80H100ZM108 79H110V80H108ZM121 79V80H120ZM44 80V82H42L41 83V81H43ZM113 80V81H112ZM123 80V81H122ZM126 80V81H125ZM129 80V81H128ZM156 80V81H155ZM61 81V82H60ZM94 81V82H93ZM96 81V82H95ZM102 81V82H101ZM105 81H107V82H105ZM110 81V82H109ZM112 81V82H111ZM155 81V82H154ZM159 81H161V82H159ZM163 81H166V80H163ZM55 82V83H54ZM63 82H65L64 83V85H63ZM115 82H117V84L115 83ZM125 84H124V83ZM129 82H131V83H129ZM31 83V84H30ZM33 83V84H32ZM34 83H36V84H34ZM38 83V84H37ZM48 83H49V86H48ZM114 83V84H113ZM119 83V84H118ZM122 83V84H121ZM157 83H158V85H157ZM161 83V84H160ZM44 84H46L47 86L45 87V85ZM50 84H51V86H50ZM72 84V85H71ZM73 84H75V85H73ZM78 84H79V86H78ZM96 84L97 85H99V86H96ZM110 84V85H109ZM137 84V85H136ZM32 85V86H31ZM60 85V86H59ZM66 85V86H65ZM69 85V86H68ZM85 85V86H84ZM100 85H104L103 87L102 86H100ZM106 85V86H105ZM109 85V86H108ZM118 85H121L116 91H115V88L116 87H114V86H117L118 87ZM124 85V86H123ZM130 85V86H129ZM132 85V86H131ZM155 87H154V86ZM35 86V87H34ZM38 86V87H37ZM71 86V87H70ZM112 86H113V90H112ZM140 86H143V87H140ZM111 87V88H110ZM140 87V88H139ZM144 87H145V90H144ZM44 88V89H43ZM46 88V89H45ZM62 88V89H61ZM63 88H64V90H63ZM67 89V91H65L66 89ZM69 88V89H68ZM70 88H71V90H70ZM94 89V91H93V89ZM147 88V89H146ZM153 88V89H152ZM157 88H159V90L157 89ZM59 89H60V91H59ZM84 89H85V91H84ZM90 89H91V92H90ZM110 89V90H109ZM140 91H139V90ZM13 91H11V87L10 86H0V91L2 92H0V102H1V100L4 98V97H6L7 95H9L8 97H6V98H8L9 99V97L10 96H13L14 98H15V94L16 93H14V92H16L14 89H12ZM38 90V91H37ZM43 90V91H42ZM47 90H50V91H47ZM59 92H58V91ZM61 90H62V92H61ZM101 90H103L102 92H104V93H101V92H99V91H101ZM108 90H109V92H108ZM155 90H156V93L157 92H159V93H157V94H155ZM32 91H34L33 93H32ZM41 91V92H40ZM47 93H45V92ZM105 91H106V93H108L107 94V98H106V96L103 98V96L104 95H106L105 94ZM120 91H122L121 89H120ZM144 91V92H143ZM151 91V92H150ZM36 92H40V96H41V98L39 97V93H36ZM88 92V93H87ZM91 94H90V93ZM93 92H95V93H93ZM97 92H99L98 93V95L100 94H104V95H101V98H100V95L98 96V95H96L97 94ZM83 93H85V94H83ZM150 93H152V94H150ZM2 94H4V95H2ZM11 94H13V95H11ZM51 94V95H50ZM110 94V95H109ZM120 94V95H119ZM6 95V96H5ZM35 95V96H34ZM70 95V96H69ZM74 95V96H73ZM92 95H96V98L94 99L93 97H92ZM118 95H119V97H118ZM2 96H3V98H2ZM37 96V97H36ZM43 96V97H42ZM47 96V97H46ZM84 96H86V97H88V98H86V97H84ZM91 96V97H90ZM48 97H50L49 99H48ZM62 97V98H61ZM73 97V98H72ZM80 97V98H79ZM39 98L40 99H43V101H45V102H43L42 100H39ZM45 98V99H44ZM83 98V99H82ZM85 98V99H84ZM89 98H91L90 100H89ZM98 98V99H97ZM8 99H5V100H7L8 101ZM11 99H12V97H11ZM25 99V98H24ZM30 99V100H29ZM51 99V100H50ZM78 99V100H77ZM99 99H101V100H104V101H102L101 102V100H99ZM106 99V100H105ZM10 100V99H9ZM26 100V99H25ZM50 101V102H48V101ZM77 102H76V101ZM98 101V103H102V104H99L98 105V103H97V105H96V102ZM40 101L42 102V105H45L43 108H42V105H41V103H40ZM48 103H47V102ZM52 101V102H51ZM78 101L79 102H81V103H79L78 104ZM86 101V102H85ZM89 101H91V103L89 102ZM96 101V102H95ZM70 102V103H69ZM94 102V103H93ZM107 102V103H106ZM22 103H23V106H21L22 105ZM37 103V104H36ZM87 103V104H86ZM30 106H29V105ZM39 104V105H38ZM48 104V105H47ZM52 104V105H51ZM53 104H54V106H53ZM69 104V105H68ZM71 104H72V106H71ZM105 104L103 105V107H105ZM24 105H26V107H27V105H28V108L26 109V107L24 106ZM36 105H38V106H40L41 105V110L39 109V108H37V107H34V106H36ZM50 108V110L49 109H46L47 108V106ZM74 105V106H73ZM87 105H89V106H87ZM93 105V106H92ZM96 105V106H95ZM63 106V107H62ZM64 106H65V108L67 109V110H64L65 108H64ZM87 106V107H86ZM97 106L99 107V108H97ZM29 107H32V109L33 110H31V108H29ZM75 107V108H74ZM82 107V108H81ZM88 107H91V108H89V110H87L88 109ZM96 107V108H95ZM101 107V108H100ZM22 108L24 109L23 111H22ZM73 108H74V111H73ZM76 108H77V111L78 112H76ZM95 108V109H94ZM30 109V110H29ZM36 109H37V112H36ZM46 110V111H44V110ZM80 109L82 110V109H86L84 112L82 111H80ZM93 111H92V110ZM55 110V111H54ZM101 110H100V112H101ZM21 111V112H20ZM26 113H25V112ZM32 111V112H31ZM34 111V112H33ZM39 111H42V112H39ZM52 111V112H51ZM69 111V112H68ZM81 113H80V112ZM86 111H88L87 112V116H86ZM92 112V113H90V112ZM30 112H31V114H30ZM46 112L47 113H49V114H46ZM60 112V113H59ZM67 112V113H66ZM22 113V114H21ZM29 113V114H28ZM45 113V114H44ZM52 113V114H51ZM57 113H58V116H57ZM71 113V114H70ZM77 113V114H76ZM88 113H90V114H88ZM18 114V115H17ZM36 114H39V117H37L38 115H36ZM73 114V115H72ZM80 114V115H79ZM84 116H83V115ZM36 115V116H35ZM47 115H48V117H47ZM50 115V116H49ZM51 115H52V117H51ZM17 116H19V117H17ZM21 116H22V118H21ZM26 116V117H25ZM41 116V117H40ZM59 116H61V118L59 117ZM83 116V117H82ZM38 119H37V118ZM50 117V118H49ZM59 117V118H58ZM63 117H65V118H63ZM77 117V118H76ZM85 117V118H84ZM49 118V119H48ZM74 118H75V120L76 121H80L81 120V122H74L75 120H74ZM81 118V119H80ZM88 118V119H87ZM20 119V120H19ZM40 119V120H39ZM44 119V120H43ZM51 119V121H50V124H49V120ZM52 119H53V121H52ZM79 119V120H78ZM82 119H84V120H88V121H85V122H83V120ZM47 120V121H46ZM59 120H61L60 122H59ZM63 120H64V122H63ZM1 121V122H2ZM15 123H14V122ZM42 121H43V123H42ZM44 121H46V122H44ZM67 121V123H65ZM0 122V123H1ZM51 122H53V123H51ZM8 123V124H7ZM74 123H75V125H74ZM76 123H78V126H79V128H77L78 126H77V124ZM80 123V124H79ZM82 123H84V124H82ZM1 124V125H2ZM49 124V125H48ZM53 124L55 125V127H57V128H55L54 126H53ZM62 124H64V125H62ZM86 124V125H85ZM0 125V126H1ZM2 125V126H3ZM52 125V126H51ZM62 125V126H61ZM46 126V127H45ZM47 126H51V127H47ZM64 126V127H63ZM67 128H66V127ZM69 126H72V127H69ZM74 126H75V128H74ZM62 127H63V129L64 130H62ZM82 129H81V128ZM87 127V126H86ZM72 128V130H70ZM85 128V129H84ZM53 129V130H52ZM55 129V130H54ZM58 129V130H57ZM61 131H60V130ZM70 131H69V130ZM78 129H80V131L78 132ZM84 129V130H83ZM75 132H74V131ZM61 132L59 135H60V137L58 136V133L57 132ZM67 133H66V132ZM53 132V133H52ZM70 132V133H69ZM73 132V133H72ZM56 133H57V135H56ZM63 133V134H62ZM77 133V134H76ZM81 133H82V136H81ZM10 134V135H9ZM69 135V134H71L70 136H69V138H68V136H67V138L68 139H66V137H64V135ZM65 135V136H66ZM9 136V137H8ZM74 136V137H73ZM81 138H80V137ZM4 137V138H3ZM6 137H8V138H6ZM72 137V138H71ZM77 137V138H76ZM15 138H17V139H15ZM65 138V139H64ZM59 139V140H58ZM77 139V140H76ZM60 141V143H58V142ZM16 145V144H15ZM55 145V146H54ZM54 148V149H53ZM10 149V150H11ZM45 150V151H44ZM56 150V151H55ZM42 151H44L45 153H46V155H45V153L44 152H42ZM49 151V152H48ZM51 151V152H50ZM42 152V154L44 155H42V154H40ZM52 155H51V154ZM49 154H50V158H49ZM2 155H4V156H2ZM47 156V157H46ZM1 157H4V158H1ZM45 157H46V159L47 158H49V159H45ZM11 158V159H10ZM39 158H43L42 160L41 159H39ZM19 159V160H18ZM39 159V162L38 163H41V164H38V163H36L37 162V160ZM45 159V160H44ZM18 160V161H17ZM17 161V162H16ZM30 162H31V164H30ZM34 162H35V164H34ZM10 163H12V162H10ZM24 164H25V166H24ZM30 166H29V165ZM12 165V164H11ZM31 165H33V166H31ZM37 165H38V167H37ZM19 169H21L20 167H19ZM22 170V169H21ZM20 170V172H24L23 170L21 171Z\"/></svg>", "mask_w": 264, "mask_h": 264}]
</instances>
